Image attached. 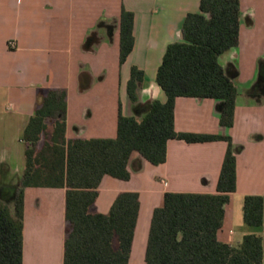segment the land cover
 <instances>
[{"label":"crops","instance_id":"0c3cea01","mask_svg":"<svg viewBox=\"0 0 264 264\" xmlns=\"http://www.w3.org/2000/svg\"><path fill=\"white\" fill-rule=\"evenodd\" d=\"M200 1L0 0V191L17 186L24 172L23 133L40 90L67 92V139L114 138L120 112L139 116L152 100L166 102L167 94L156 80L158 68L167 46L182 39L187 14L200 11ZM123 9L134 14V43L121 62ZM12 40L15 46L9 44ZM219 61L238 88L233 124H221L220 100L178 96L175 128L231 138L236 190L229 194L217 235L237 245L246 234L261 235L264 230L244 220L245 196H264V0H241L239 43L220 54ZM133 66L144 71L137 102L127 89ZM228 146L226 139H170L163 163L134 152L128 179L103 176L94 211L109 212L122 191L139 193L130 264H145L152 213L167 191L217 193ZM66 191L25 188L23 264H63Z\"/></svg>","mask_w":264,"mask_h":264},{"label":"trees","instance_id":"16d2710c","mask_svg":"<svg viewBox=\"0 0 264 264\" xmlns=\"http://www.w3.org/2000/svg\"><path fill=\"white\" fill-rule=\"evenodd\" d=\"M132 11L120 18V60L133 48ZM241 0H201L200 11L188 13L182 39L167 46L157 83L167 101L152 100L139 115L120 112L114 138H66L67 92L39 91V101L24 133L26 166L17 186L0 191V264H23L24 190L28 186L66 187L67 234L63 264H130L140 212L139 193L122 191L109 212L94 211L104 175L128 179V162L139 152L154 164L167 158L170 139L203 142L226 139L217 193L167 191L154 208L145 264H264L263 234H246L237 245L222 242L218 231L229 194L236 190V155L231 138L219 134L178 131V96L216 98L222 102L220 122L231 126L238 88L219 61L239 43ZM144 71L131 69L128 93L138 101ZM244 220L264 229V196L246 195Z\"/></svg>","mask_w":264,"mask_h":264},{"label":"water","instance_id":"95a60500","mask_svg":"<svg viewBox=\"0 0 264 264\" xmlns=\"http://www.w3.org/2000/svg\"><path fill=\"white\" fill-rule=\"evenodd\" d=\"M92 42H93V38H92V37H91V38H88V41H87L88 44H87V45H88V46L91 45ZM86 85H87V83L84 84L83 87H86Z\"/></svg>","mask_w":264,"mask_h":264},{"label":"built area","instance_id":"2783aa9c","mask_svg":"<svg viewBox=\"0 0 264 264\" xmlns=\"http://www.w3.org/2000/svg\"><path fill=\"white\" fill-rule=\"evenodd\" d=\"M9 44H10L11 46H15L16 42H15L14 40H12V41L9 42Z\"/></svg>","mask_w":264,"mask_h":264},{"label":"rangeland","instance_id":"374dc122","mask_svg":"<svg viewBox=\"0 0 264 264\" xmlns=\"http://www.w3.org/2000/svg\"><path fill=\"white\" fill-rule=\"evenodd\" d=\"M143 263H144V260H143Z\"/></svg>","mask_w":264,"mask_h":264}]
</instances>
